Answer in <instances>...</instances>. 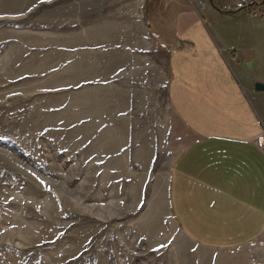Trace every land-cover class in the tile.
I'll use <instances>...</instances> for the list:
<instances>
[{
    "label": "rangeland",
    "instance_id": "rangeland-1",
    "mask_svg": "<svg viewBox=\"0 0 264 264\" xmlns=\"http://www.w3.org/2000/svg\"><path fill=\"white\" fill-rule=\"evenodd\" d=\"M173 1L147 0L154 32ZM181 1L261 24L258 63L228 55L264 127V0ZM76 4L0 0V264H264V232L231 259L171 213L169 170L193 137L169 102V46L121 37L126 53H103L108 33L81 34Z\"/></svg>",
    "mask_w": 264,
    "mask_h": 264
},
{
    "label": "crops",
    "instance_id": "crops-1",
    "mask_svg": "<svg viewBox=\"0 0 264 264\" xmlns=\"http://www.w3.org/2000/svg\"><path fill=\"white\" fill-rule=\"evenodd\" d=\"M65 3H77L80 21L87 15L86 28H77L81 34L108 33L101 38L111 49L103 53H126L121 37L128 43L169 46V102L193 137L169 170L171 213L180 230L199 244L237 258L239 249L264 232V127L228 51L245 55L252 48L258 63L255 39L261 24L242 11L201 13L180 0L169 4L171 13L158 15L171 28L163 34L153 30L156 21L146 14L147 0ZM85 3L95 6L90 14L82 8Z\"/></svg>",
    "mask_w": 264,
    "mask_h": 264
},
{
    "label": "water",
    "instance_id": "water-1",
    "mask_svg": "<svg viewBox=\"0 0 264 264\" xmlns=\"http://www.w3.org/2000/svg\"><path fill=\"white\" fill-rule=\"evenodd\" d=\"M253 87H254V90L257 92H264V82L256 81Z\"/></svg>",
    "mask_w": 264,
    "mask_h": 264
}]
</instances>
